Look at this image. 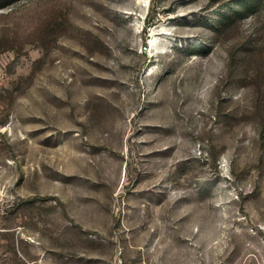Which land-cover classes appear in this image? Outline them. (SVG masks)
Masks as SVG:
<instances>
[{"label": "rangeland", "instance_id": "1", "mask_svg": "<svg viewBox=\"0 0 264 264\" xmlns=\"http://www.w3.org/2000/svg\"><path fill=\"white\" fill-rule=\"evenodd\" d=\"M0 264H264V0H0Z\"/></svg>", "mask_w": 264, "mask_h": 264}]
</instances>
